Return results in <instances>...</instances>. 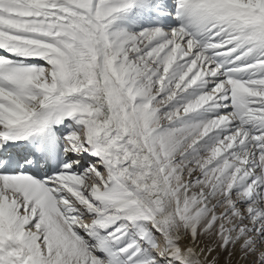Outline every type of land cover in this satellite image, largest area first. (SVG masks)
<instances>
[{
  "label": "snow or ice",
  "instance_id": "1",
  "mask_svg": "<svg viewBox=\"0 0 264 264\" xmlns=\"http://www.w3.org/2000/svg\"><path fill=\"white\" fill-rule=\"evenodd\" d=\"M0 264H264V0H0Z\"/></svg>",
  "mask_w": 264,
  "mask_h": 264
}]
</instances>
